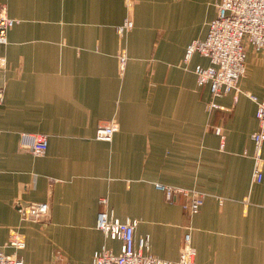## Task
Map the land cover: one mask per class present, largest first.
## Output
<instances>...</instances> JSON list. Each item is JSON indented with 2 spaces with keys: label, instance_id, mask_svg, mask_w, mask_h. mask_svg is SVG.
<instances>
[{
  "label": "crops",
  "instance_id": "crops-1",
  "mask_svg": "<svg viewBox=\"0 0 264 264\" xmlns=\"http://www.w3.org/2000/svg\"><path fill=\"white\" fill-rule=\"evenodd\" d=\"M219 2L0 0V13L19 20L0 44V252H14L12 229L24 238V264H92L102 246L118 252L96 228L106 198L120 221L137 220L135 239L148 235L159 258H178L189 226L194 264H264V164L252 183L258 121L247 95L264 99V58L249 48L238 91L211 111L209 85L195 74L209 59L185 60ZM125 16L133 28L121 39ZM110 120L118 130L96 139ZM20 132L45 134L46 152L21 148ZM157 182L203 192L199 211L190 217L186 197L167 201ZM35 202L49 204L48 218L21 219L20 205Z\"/></svg>",
  "mask_w": 264,
  "mask_h": 264
},
{
  "label": "built area",
  "instance_id": "built-area-1",
  "mask_svg": "<svg viewBox=\"0 0 264 264\" xmlns=\"http://www.w3.org/2000/svg\"><path fill=\"white\" fill-rule=\"evenodd\" d=\"M129 1V0H128ZM130 10V6L128 7ZM19 20L0 13V44L7 43V32ZM133 28V21L125 16L121 24L115 27L119 38L124 39ZM264 58V0H220L216 5V16L209 22L208 31L204 39L192 40L185 51V60L192 54L199 53L209 59L210 66L195 69L198 85L208 84L211 98L207 102L208 111L219 109L215 99L231 91H238L239 80L246 72L247 50ZM119 67L125 66L127 55L124 46L117 55ZM5 66L4 56L0 55V68ZM256 104V118L258 128L251 134L253 143L252 183H260L263 178L262 145L264 142V99L259 100L253 94H247ZM3 90L0 89V103L3 101ZM118 130L116 121L110 120L96 128L95 138L108 141ZM216 135H221V127L215 126ZM19 144L21 148L34 155H43L48 146L45 134L20 132ZM223 146V144H221ZM155 188L163 192L167 201H172L178 193L186 197L184 208L192 217L196 214L205 194L195 189H183L167 184L155 183ZM220 204L222 197L217 196ZM101 209L97 213L96 228L112 240L120 242L119 251L102 246L93 253L92 264H194L195 248L191 244L190 227L183 234L182 247L176 260H165L150 252L149 236L141 235L135 239L134 230L137 220L126 218L120 221L114 216L108 206L107 199H99ZM50 206L47 202H35L20 205L21 219L32 222L44 221L48 218ZM14 252L10 254L0 252V264H24L23 259L16 252L25 248L23 236L15 229L10 230L6 244ZM61 264V263H52Z\"/></svg>",
  "mask_w": 264,
  "mask_h": 264
}]
</instances>
